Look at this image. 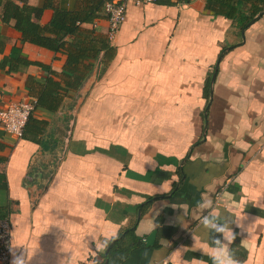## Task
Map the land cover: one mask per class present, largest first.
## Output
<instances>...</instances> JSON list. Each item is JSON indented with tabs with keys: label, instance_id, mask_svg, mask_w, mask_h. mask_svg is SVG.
<instances>
[{
	"label": "crops",
	"instance_id": "0c3cea01",
	"mask_svg": "<svg viewBox=\"0 0 264 264\" xmlns=\"http://www.w3.org/2000/svg\"><path fill=\"white\" fill-rule=\"evenodd\" d=\"M2 1L0 109L35 100L39 85L61 81L66 61L24 41L3 20ZM227 13L206 0L130 1L110 40L114 57L91 61L92 75L57 111L36 107L32 119L47 123L41 134L18 138L0 126V213L12 226L11 258L15 250L29 264H95L107 248L94 241L132 228L141 245L125 264L181 246L175 264H210L202 246L211 233L193 209L203 194L222 197L218 216L231 210L244 219L248 231L233 225L239 264H264V16L242 37ZM52 16L47 9L39 22ZM84 27L108 37L106 18Z\"/></svg>",
	"mask_w": 264,
	"mask_h": 264
},
{
	"label": "trees",
	"instance_id": "16d2710c",
	"mask_svg": "<svg viewBox=\"0 0 264 264\" xmlns=\"http://www.w3.org/2000/svg\"><path fill=\"white\" fill-rule=\"evenodd\" d=\"M192 0H158L162 5L189 3ZM228 9L226 17L237 24L241 30L264 9V0H206ZM3 1L0 0V4ZM73 9H67L56 4V0H45L40 7L28 4L18 5L7 0L3 4V20L14 22V28L21 33L22 39L34 45L53 52H61L66 56L61 81L49 78L44 85H39L34 93L36 107L49 111H57L65 94L77 92L92 75L95 64L91 61L111 60L115 48L107 36L100 35L93 25L97 20L105 18L106 0H75ZM53 10L49 24L42 25L39 20L45 10ZM226 50H222L221 56ZM47 126L45 121L31 118L26 126L23 138L28 135L41 134ZM30 139V138H29ZM34 141V140H33ZM4 219L0 213V220ZM141 242L136 238L132 228L127 229L107 247L108 253L102 255V260L95 264H125L131 253L139 248Z\"/></svg>",
	"mask_w": 264,
	"mask_h": 264
},
{
	"label": "clouds",
	"instance_id": "9594fccd",
	"mask_svg": "<svg viewBox=\"0 0 264 264\" xmlns=\"http://www.w3.org/2000/svg\"><path fill=\"white\" fill-rule=\"evenodd\" d=\"M222 197H218L215 202L210 199H205L203 194L199 200H196L193 209L197 211L201 219L199 225L211 233L210 240L203 243L202 251L205 252L210 260V264H239L234 258L231 250V245L236 238V233L233 230V225L240 228L242 231H248L242 221L239 213L233 214L231 210H226L223 215H217V209L220 207ZM95 247L99 251L107 248L110 241L104 238L99 242H95ZM195 243V240H193ZM187 246H181L177 249H172L167 254H160L153 250L151 253L145 252L147 264H175V257ZM11 264H29V257L26 251H12Z\"/></svg>",
	"mask_w": 264,
	"mask_h": 264
},
{
	"label": "built area",
	"instance_id": "2783aa9c",
	"mask_svg": "<svg viewBox=\"0 0 264 264\" xmlns=\"http://www.w3.org/2000/svg\"><path fill=\"white\" fill-rule=\"evenodd\" d=\"M137 5L156 3L158 0H106L104 15L109 23L108 37L112 40L126 20L127 4ZM36 109V100L11 102L0 109V126L12 135L22 138L26 126ZM12 226L9 220H0V264H10L12 249Z\"/></svg>",
	"mask_w": 264,
	"mask_h": 264
},
{
	"label": "water",
	"instance_id": "95a60500",
	"mask_svg": "<svg viewBox=\"0 0 264 264\" xmlns=\"http://www.w3.org/2000/svg\"><path fill=\"white\" fill-rule=\"evenodd\" d=\"M264 16V9L258 13L247 25L246 29H248L249 27H251L254 23H256L260 18H262ZM244 34H245V29L242 31V37H244ZM222 56L219 57L218 59V62L221 60ZM217 70H218V64L216 65L215 67V71H214V74L212 76V79H211V90L213 88V85H214V82H215V78H216V74H217ZM206 116V114H205ZM108 253V249L106 251V255Z\"/></svg>",
	"mask_w": 264,
	"mask_h": 264
}]
</instances>
